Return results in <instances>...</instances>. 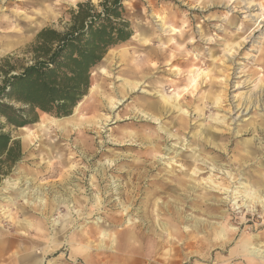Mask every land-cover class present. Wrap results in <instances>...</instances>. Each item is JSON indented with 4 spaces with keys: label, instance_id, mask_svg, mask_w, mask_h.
<instances>
[{
    "label": "rangeland",
    "instance_id": "1",
    "mask_svg": "<svg viewBox=\"0 0 264 264\" xmlns=\"http://www.w3.org/2000/svg\"><path fill=\"white\" fill-rule=\"evenodd\" d=\"M86 1L99 2L0 0V50L13 44L0 60L42 28L61 30ZM122 6L136 38L112 49L127 55L104 63L106 75L92 71L90 87L97 84L106 97L88 90L74 120L79 127L38 113L27 127L30 138L21 129L3 130L22 156L0 188L6 179L27 183L42 202L27 205L14 190L5 193L13 204L0 196V264H248L247 253L235 255L239 244L264 245V207L241 195L247 185L264 198V184H257L264 183V0ZM124 78L138 83L134 92H123ZM143 103L159 111L158 122L131 113ZM125 116L130 120L118 121ZM205 221L217 229L207 241L201 230L192 233L203 246L185 247V234ZM127 245L136 251L126 252Z\"/></svg>",
    "mask_w": 264,
    "mask_h": 264
},
{
    "label": "trees",
    "instance_id": "2",
    "mask_svg": "<svg viewBox=\"0 0 264 264\" xmlns=\"http://www.w3.org/2000/svg\"><path fill=\"white\" fill-rule=\"evenodd\" d=\"M132 37L122 0L78 3L61 30L40 29L31 43L0 60V182L21 159L6 127L27 128L38 113L69 117L107 52Z\"/></svg>",
    "mask_w": 264,
    "mask_h": 264
},
{
    "label": "bare ground",
    "instance_id": "3",
    "mask_svg": "<svg viewBox=\"0 0 264 264\" xmlns=\"http://www.w3.org/2000/svg\"><path fill=\"white\" fill-rule=\"evenodd\" d=\"M39 6V5H38ZM41 17H43L44 19L45 18H47V16H48V13H46V14H44V15H40ZM136 38V36H132V39H135ZM144 40V39H143ZM137 41H139L138 39H137ZM140 41H142V40H140ZM13 44H7L6 46H5V48H3V50H0V55L2 54V53H4V52H6V51H8L10 48H11V46H12ZM118 56V58H120V59H124L125 57H126V55H127V51L126 50H119V51H114V50H109L108 52H107V54L105 55V58H104V60H103V64L101 65V66H98L97 68H95L94 70H95V72L96 73H98L99 75H106L107 74V70H106V68L104 67V63H109V61L112 59V58H114L115 56ZM139 71H140V73L141 74H144V71H142L141 69H139ZM95 72H93V74L92 75H94V73ZM122 81V89H123V92H124V90L125 91H130V92H134V90L137 88V86H138V83H135V82H130V81H128L127 79H122L121 80ZM119 91V90H118ZM89 93H92V96H95L96 94L99 96V97H106L105 96V92L104 91H102V89H101V87H99L97 84H92L91 85V87H90V89H89ZM145 95H149V94H145ZM161 99H163L164 100V102H167V104L171 107V108H173V109H176V110H178L179 112L181 111V109H180V107L178 106V104H173V103H171V102H168L165 98H161ZM103 100V99H102ZM102 100H99V103H104V101H102ZM162 100V101H163ZM106 104L109 106V100H107L106 101ZM112 104V107L113 108H116V106H118L120 103H118V102H116V103H111ZM120 106V105H119ZM142 106V108H143V110H139V109H137V110H134V112H131V113H133L134 115H137V116H139L141 119H143L142 121H144L145 123H153V122H158V120H159V117L157 116L158 114L157 113H154V112H159V111H157V109H155L153 106L151 107V104H144L143 103V105H141ZM165 106H167V105H165ZM79 107H80V104L74 109V112H73V114L71 115V116H69V117H66V118H61V119H57V120H54V121H56V122H58V123H61V125H63V126H65V127H70V126H72V124H74V123H76V122H74V120L78 117L77 115L79 114ZM146 107V108H145ZM133 110V109H132ZM145 110V111H144ZM146 111H152L151 113H148V112H146ZM177 111V112H178ZM129 115V114H128ZM122 118V117H121ZM117 118L118 119V121H122L123 119L125 120V119H128V120H130V118H128L127 116H125V118ZM123 120V121H124ZM80 124V123H79ZM175 125V124H174ZM74 126H75V128H78L79 127V125H77V123L76 124H74ZM36 127H38V128H40V129H46V127L43 125V124H41V123H39V124H37V126ZM96 127V126H95ZM99 130L101 129V128H99V127H97ZM161 128V127H160ZM23 132H26V135L24 136V139H27V138H30V136L32 135V132L30 131V130H28L27 128H22L21 129ZM42 131V130H41ZM43 132H44V130H43ZM163 132H164V130H163ZM165 133H167V132H165ZM203 133V132H202ZM170 134V133H169ZM200 134V133H199ZM166 135V134H165ZM146 137V136H145ZM172 137V136H171ZM174 137V136H173ZM212 137V136H211ZM32 138H35V137H32ZM169 139V138H168ZM206 139V138H205ZM215 141V140H214ZM181 143V142H180ZM129 146V145H128ZM185 146V145H184ZM121 147V146H120ZM179 147V146H178ZM182 148V147H181ZM173 150V149H172ZM174 152V151H173ZM175 153H176V151H175ZM177 155V154H176ZM175 155V156H176ZM174 157V156H173ZM194 157V156H193ZM196 161V160H195ZM195 169V168H194ZM196 173V172H195ZM194 173V174H195ZM19 182H17V180H12V179H6L5 181H4V185H3V187H1L0 188V196H1V201L2 202H4V203H8V204H13V201L11 200V198H9L8 196H6V191H11V190H14V191H17L16 193H17V197L19 198V199H22V202L23 203H25V204H27V205H29V204H31V203H34V202H42V198L40 197V194H38L37 192H33L32 190H29L28 189V186H27V183L26 184H23V186L24 185H26V187H19ZM257 184H259V185H262V184H264L263 182H261V181H257ZM217 186V185H216ZM214 187V186H213ZM213 187H211V186H209V188H213ZM245 188H243L244 189V191L241 193V195H242V197H243V199H244V202L245 203H251V202H253V203H255V204H259V205H261L262 207H264V198L262 197V195L255 189V190H252L251 188H249L247 185L246 186H244ZM208 188V187H207ZM208 188V189H209ZM218 189V188H217ZM206 190V189H205ZM213 190H214V188H213ZM206 191H208V190H206ZM216 191V190H215ZM228 191V190H227ZM236 191V190H235ZM239 191H241V190H239ZM211 193H213V192H211ZM236 194V193H235ZM237 195V194H236ZM239 195H240V192H239ZM205 196V195H204ZM208 197V196H207ZM210 197V196H209ZM196 198V197H195ZM238 198V197H237ZM193 199V198H192ZM199 199V198H198ZM203 200H205V197H203L202 198ZM194 200V199H193ZM196 200V199H195ZM207 200V199H206ZM190 201H191V199H190ZM192 202V201H191ZM208 202V201H207ZM211 202V201H210ZM220 202V201H219ZM225 203V202H224ZM217 204H218V202H217ZM197 205V204H196ZM203 205V204H202ZM197 207V206H196ZM198 207H199V205H198ZM204 207H205V210H218V209H220L219 207H218V209H217V207H216V205H205L204 204ZM175 210V209H174ZM1 211H2V213L1 214H3V215H5L7 212H3V210L1 209ZM204 215V214H203ZM9 216L10 215H8V213H7V217L9 218ZM213 216V215H212ZM217 216V215H216ZM6 217V218H7ZM182 217V216H181ZM207 217V216H206ZM214 217V216H213ZM209 218V217H208ZM218 218V217H217ZM220 218H221V216H220ZM213 219V218H212ZM178 220H180L179 218H178ZM206 220V219H205ZM115 221V220H114ZM53 223H57V221H54L53 220ZM216 223H218V222H216ZM247 223V222H246ZM194 227V226H193ZM196 228V230L194 229V230H191L192 232L190 233V234H188V235H186L185 233V236H187L186 237V242H183V245L185 246V247H193V246H197V243H199L200 242V244L203 246V241L202 240H205V241H207V237H209V232H211L213 229H217V225H215L214 223L213 224H211V223H208V221L206 222H200V223H198L197 224V226L195 227ZM192 229V228H191ZM202 231L201 233L202 234H205V236L203 237V239L202 240H196V236L195 235H192V233H196V232H198V231ZM195 231V232H194ZM222 231V230H221ZM221 231H219V232H217V233H215V234H217V237L219 236V235H221ZM204 232V233H203ZM215 232V231H214ZM102 232H100V234H101ZM173 233H174V231H173ZM223 233V232H222ZM177 234L178 235H180V236H183V234L178 230L177 231ZM236 234V233H235ZM223 235V234H222ZM106 236V234L105 233H103L102 234V238H104ZM193 236V239H195V240H193V239H191V237ZM110 237V236H109ZM113 238L115 239V243H117V245H116V247L118 248V247H120V245H121V247L123 246L122 245V241H123V236H118V234H117V236H113ZM111 239V238H110ZM131 240H132V238H131ZM218 240H220V239H218ZM128 241H129V238H128ZM224 245H225V243H224ZM240 246L238 247L239 249H238V252H235V253H237V254H235V255H240V253H247V255H249V257H251L252 258V260H250V261H248V264H254V262H256L257 260H260V261H263L264 262V248H263V246L261 245V246H259V245H251L250 243H248L247 241H244V242H242V243H240L239 244ZM125 251L126 252H128V253H133V252H135L136 251V249L135 248H133V247H130V245H127V246H125ZM193 252V251H192ZM198 253V252H197ZM201 255V254H200ZM204 256V255H203ZM243 256V255H242ZM129 258V257H128ZM85 259V258H84ZM249 260V259H248ZM85 261H86V259H85ZM258 262V261H257ZM264 264V263H263Z\"/></svg>",
    "mask_w": 264,
    "mask_h": 264
},
{
    "label": "crops",
    "instance_id": "4",
    "mask_svg": "<svg viewBox=\"0 0 264 264\" xmlns=\"http://www.w3.org/2000/svg\"><path fill=\"white\" fill-rule=\"evenodd\" d=\"M25 224H26L28 227H30V224H29V223H26V222H25ZM86 251H87V250H86ZM46 253H47V251H46ZM85 254H86V255L83 256V259L85 258L86 261H88V260H87V257H88V256H87V253L85 252ZM85 259H84V261H85ZM14 260L17 261V263H18V261L23 260V257H18V256H17V258L14 259ZM41 261H42V259L40 260V264H41ZM86 261H85V262H86Z\"/></svg>",
    "mask_w": 264,
    "mask_h": 264
}]
</instances>
